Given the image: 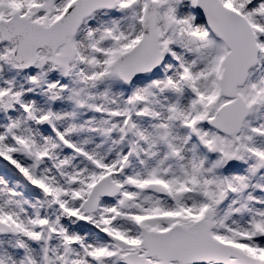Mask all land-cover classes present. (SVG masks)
<instances>
[{"label":"snow or ice","instance_id":"1","mask_svg":"<svg viewBox=\"0 0 264 264\" xmlns=\"http://www.w3.org/2000/svg\"><path fill=\"white\" fill-rule=\"evenodd\" d=\"M0 264H264V0H0Z\"/></svg>","mask_w":264,"mask_h":264}]
</instances>
